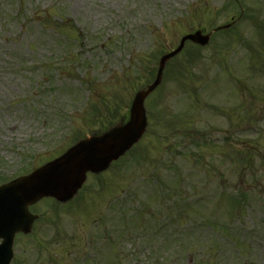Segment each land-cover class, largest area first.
<instances>
[{
    "label": "rangeland",
    "instance_id": "1",
    "mask_svg": "<svg viewBox=\"0 0 264 264\" xmlns=\"http://www.w3.org/2000/svg\"><path fill=\"white\" fill-rule=\"evenodd\" d=\"M231 19L237 22L212 34L208 46L187 44L167 63L146 101L147 133L133 150L89 178L68 206L40 203L32 234L38 243L18 238L16 264H75L89 254L112 260L102 235L115 229L122 237L118 264H264V0H0V179L32 170L77 136L115 122L182 36ZM194 138L204 143L198 149ZM193 148L190 158L184 150ZM199 154L204 170L212 163L215 173L192 168ZM217 175L215 182L201 179ZM183 176L195 191L223 180L221 191L245 192L248 201L233 221L236 210L226 201L214 202L215 209L188 207L195 240L212 235L198 223L214 211L232 222V236L218 234L216 249L193 242L183 252L158 232L165 214L149 199V184L155 177L179 187ZM181 224L171 232H183Z\"/></svg>",
    "mask_w": 264,
    "mask_h": 264
},
{
    "label": "water",
    "instance_id": "2",
    "mask_svg": "<svg viewBox=\"0 0 264 264\" xmlns=\"http://www.w3.org/2000/svg\"><path fill=\"white\" fill-rule=\"evenodd\" d=\"M226 28L228 26L216 31ZM186 41L205 46L209 35H202L201 31L186 35L175 50L159 60L154 82L134 96L126 122L100 136L85 138L30 175L0 187V264L11 262L14 235L20 231L29 232L34 219L27 213L29 205L44 197L68 201L80 188L87 172L104 171L140 139L146 127L143 102L159 85L165 63L182 50Z\"/></svg>",
    "mask_w": 264,
    "mask_h": 264
},
{
    "label": "trees",
    "instance_id": "3",
    "mask_svg": "<svg viewBox=\"0 0 264 264\" xmlns=\"http://www.w3.org/2000/svg\"><path fill=\"white\" fill-rule=\"evenodd\" d=\"M196 48V47H195ZM197 49H199V48H197ZM173 195L171 192H169V194H168V192L166 191L163 195L164 196H166V197H168L169 195ZM177 195H178V193H177ZM176 195V196H177ZM241 194L239 193L238 195H236V196H230V197H228L229 198V203H230V206L231 207H234V210H240V207L242 206L241 205V200H240V198L238 197V196H240ZM243 195V194H242ZM244 196V195H243ZM185 215V214H184ZM234 215L232 214V217H233ZM183 220H184V217H183ZM226 226H227V224H224V226H219L218 224H212L211 225V228L213 229V230H222V231H226ZM185 246H184V243H183V248H184Z\"/></svg>",
    "mask_w": 264,
    "mask_h": 264
}]
</instances>
